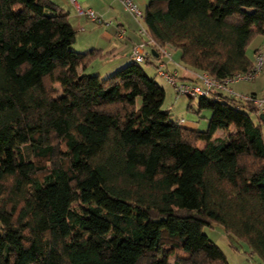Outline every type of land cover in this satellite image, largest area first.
<instances>
[{"label": "trees", "instance_id": "trees-1", "mask_svg": "<svg viewBox=\"0 0 264 264\" xmlns=\"http://www.w3.org/2000/svg\"><path fill=\"white\" fill-rule=\"evenodd\" d=\"M143 23L148 65L169 46L224 82L264 53L247 54L264 0H149ZM75 43L52 0H0V264H230L214 225L264 263L257 108L213 92L199 98L207 130L184 127L161 116L166 91L141 64L89 73L108 54Z\"/></svg>", "mask_w": 264, "mask_h": 264}, {"label": "rangeland", "instance_id": "rangeland-1", "mask_svg": "<svg viewBox=\"0 0 264 264\" xmlns=\"http://www.w3.org/2000/svg\"><path fill=\"white\" fill-rule=\"evenodd\" d=\"M148 3L149 0H140L139 3H136V6L145 14L146 6L148 5ZM133 19L134 18H132L131 21V19H129L128 17V21L132 22L134 25L135 28L134 33L138 36L139 39L141 38L140 40L142 43L146 38L140 36L139 30L142 29V27H145V25L144 23H139L137 21L135 25L134 24L135 20ZM257 48H261L262 50H264L263 36H258L249 46L247 54L251 59L254 58V51ZM160 49H162L163 51L168 50V52L174 56L173 61H171V58L170 60H168L167 57H165L162 54ZM160 49H159L160 56L156 57V59H153L152 64L148 65L147 63L143 62L141 63V66L146 70L148 75L150 77H153L156 80V82L166 91V98L161 112V116L165 118L169 117V119L173 121H179L182 126L193 130H197V131L207 130L209 125V118L211 117V112L206 108H203L201 110L199 109L200 96L194 98L193 100L190 99L188 94H183L179 96L176 87L170 84L165 77L160 75L159 67L165 62L163 70L170 77L174 75L173 72L176 69L178 70V74L174 78V80L178 84L177 86H180L181 84H188L192 86L198 84L200 81L197 79L196 75H194V71L184 67L180 59V52L175 51L169 46L162 47ZM75 50L77 52H83L77 49ZM153 51H155L154 48ZM96 62H94V64H92L89 67L88 69L89 73H94V69L96 68ZM176 63L178 65L175 66ZM168 69H172V71H169ZM185 72H188V75L190 74L192 75V80L191 78L189 80L183 79V75L185 74ZM53 87H54V91L52 92L53 97L60 99L63 94L60 85L54 83ZM228 88L232 89L234 93L237 94L238 96L241 95L247 96V95H252V93H255L257 94L256 96L260 98L264 94V70L255 80L234 82L229 84ZM212 97L213 94L212 93L209 94V98ZM189 104L192 105V108H189ZM248 112L249 115L252 117V119L254 121H257L256 113L250 110ZM262 130L264 133V123H262ZM234 132L235 131L233 130L232 133L234 134ZM216 138L226 139L227 134L218 132ZM204 146H205L204 142L199 143V148H204ZM0 227H1V223H0ZM203 231L206 235L210 237L212 241H214L220 247V249L226 255L230 264H264L257 255L251 253L250 249L246 244L236 241L233 237H230V235L226 234L219 226H215V225L205 226L203 228Z\"/></svg>", "mask_w": 264, "mask_h": 264}, {"label": "crops", "instance_id": "crops-1", "mask_svg": "<svg viewBox=\"0 0 264 264\" xmlns=\"http://www.w3.org/2000/svg\"><path fill=\"white\" fill-rule=\"evenodd\" d=\"M52 1L68 13L69 21L76 31L75 49L83 52L96 49L101 50L103 54H108L106 58L98 60V64L96 62L94 73L102 76L110 75L132 61L133 47L141 43V38L139 39L134 33V25L128 21V17L131 21L134 17L126 10L122 0ZM133 2L136 5L140 0H133ZM79 9L92 10L108 24L91 21L85 14H79ZM133 20L136 25L137 20L135 18ZM173 57L172 55V59ZM168 70L172 71V69ZM190 75L185 72L183 79L191 78L192 80Z\"/></svg>", "mask_w": 264, "mask_h": 264}, {"label": "built area", "instance_id": "built-area-1", "mask_svg": "<svg viewBox=\"0 0 264 264\" xmlns=\"http://www.w3.org/2000/svg\"><path fill=\"white\" fill-rule=\"evenodd\" d=\"M126 10L139 22L143 23L144 20V13L135 5L133 0H122ZM79 14H85L91 21L97 22V23H105L101 16L97 15L92 10L82 11L79 9ZM108 24V23H105ZM123 33V32H122ZM139 34L141 37L146 38L142 43L136 44L133 47L131 59L132 61L136 63H143L146 61L147 57H149L152 53L153 46H155V42L153 39H151L148 35L147 30L145 27H142V29L139 30ZM160 49V48H159ZM162 54L167 57L168 60L173 61L171 53L168 52V50H162L160 49ZM165 62L160 65L159 73L161 76L165 77L166 80L174 85L177 89L178 95L188 94L190 97L196 98L198 96L203 97H209V94H213V92H224L227 94H230L232 96L238 97L237 94L234 93L232 89H229L228 86L231 83L239 82V81H253L255 80L262 70L264 69V53H260L255 60L254 64V70L252 72L246 73V74H239L236 75L232 79H228L224 82H218L213 80L208 74L202 73V72H194V75H196L197 79L200 81L199 85H188V84H181L180 86H177V82L174 80V78L178 74V70L176 69L171 77L166 74L163 70ZM196 79V78H195ZM196 79V80H197ZM202 85V86H201ZM214 95V94H213ZM245 101H250L258 110V114L261 116H264V96H261L260 98L253 95H241L240 96Z\"/></svg>", "mask_w": 264, "mask_h": 264}, {"label": "water", "instance_id": "water-1", "mask_svg": "<svg viewBox=\"0 0 264 264\" xmlns=\"http://www.w3.org/2000/svg\"><path fill=\"white\" fill-rule=\"evenodd\" d=\"M154 51L152 50V53H153ZM261 118H262V120H264V116H261Z\"/></svg>", "mask_w": 264, "mask_h": 264}]
</instances>
